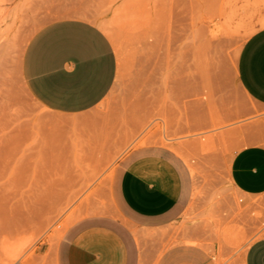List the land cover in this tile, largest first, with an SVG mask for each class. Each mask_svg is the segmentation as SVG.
<instances>
[{
	"label": "rangeland",
	"instance_id": "rangeland-1",
	"mask_svg": "<svg viewBox=\"0 0 264 264\" xmlns=\"http://www.w3.org/2000/svg\"><path fill=\"white\" fill-rule=\"evenodd\" d=\"M28 7L18 27L0 9V264H63L71 232L92 221L118 219L137 241L140 224L114 184L123 155L146 151L169 156L184 178L168 224L146 231L147 244L168 249L198 226L216 264H242L245 246L264 236V193L239 194L227 165L264 128L236 76L242 43L264 25V0H36ZM64 19L100 31L114 61L104 96L72 114L39 103L22 73L35 31Z\"/></svg>",
	"mask_w": 264,
	"mask_h": 264
},
{
	"label": "crops",
	"instance_id": "crops-1",
	"mask_svg": "<svg viewBox=\"0 0 264 264\" xmlns=\"http://www.w3.org/2000/svg\"><path fill=\"white\" fill-rule=\"evenodd\" d=\"M33 1L0 0V9L18 27V17L22 11L32 10L28 3ZM22 73L27 90L39 103L57 113L72 114L91 108L104 96L112 82L114 61L100 31L64 19L35 31L25 47ZM236 76L263 118L264 25L242 43ZM252 127L247 125L245 134L251 135ZM118 165L116 198L125 213L140 224L138 240L118 219L78 224L63 246V264H216L200 245L204 233L198 226L182 230L175 244L161 251L160 245L150 246L144 237L146 231L168 224L183 195L184 178L174 160L158 151L128 152ZM227 175L241 195L264 193V128L257 141L232 152ZM242 264H264V236L245 246Z\"/></svg>",
	"mask_w": 264,
	"mask_h": 264
},
{
	"label": "bare ground",
	"instance_id": "bare-ground-1",
	"mask_svg": "<svg viewBox=\"0 0 264 264\" xmlns=\"http://www.w3.org/2000/svg\"><path fill=\"white\" fill-rule=\"evenodd\" d=\"M170 138V137H169ZM167 139V138H166Z\"/></svg>",
	"mask_w": 264,
	"mask_h": 264
}]
</instances>
